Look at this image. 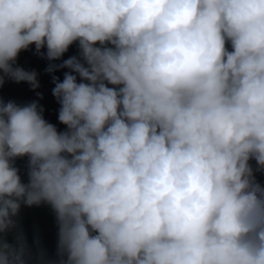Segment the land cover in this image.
<instances>
[{
    "label": "clouds",
    "instance_id": "obj_1",
    "mask_svg": "<svg viewBox=\"0 0 264 264\" xmlns=\"http://www.w3.org/2000/svg\"><path fill=\"white\" fill-rule=\"evenodd\" d=\"M31 46L64 130L0 98V264H264V0H0V87Z\"/></svg>",
    "mask_w": 264,
    "mask_h": 264
},
{
    "label": "trees",
    "instance_id": "obj_2",
    "mask_svg": "<svg viewBox=\"0 0 264 264\" xmlns=\"http://www.w3.org/2000/svg\"><path fill=\"white\" fill-rule=\"evenodd\" d=\"M77 54V46L74 44L70 47L68 53L62 59H67L71 55ZM20 67H23L25 70H35L38 73V79L40 82V88H38L35 92L30 90V86L26 83L16 84L11 81H7L6 83V98L8 100H14L17 103H28L36 99V92H39L43 95V99L39 101V103L44 107V117L50 123H53L57 126L59 130H64V126L60 125L57 120V113L59 105L56 103L55 99L52 97L51 92L54 85L51 83V77L45 74V68L47 67L48 61L44 59H37L36 57L25 59L22 56L20 60ZM66 70H62L60 72L55 73L60 79L63 78V72ZM253 167H255L254 161ZM256 179L262 185H264V173H257ZM54 219V214L47 206L40 207H32L26 208L25 213L22 217L25 231L27 234V239L29 244L32 243L34 232H38L39 236L43 231H45L48 226L51 224ZM44 247L47 249L50 256L54 257L55 249H53V245L51 241L43 242Z\"/></svg>",
    "mask_w": 264,
    "mask_h": 264
},
{
    "label": "rangeland",
    "instance_id": "obj_3",
    "mask_svg": "<svg viewBox=\"0 0 264 264\" xmlns=\"http://www.w3.org/2000/svg\"><path fill=\"white\" fill-rule=\"evenodd\" d=\"M43 51V50H42ZM22 56H24L25 59H30L36 57L39 59L38 56L34 55V46H31L28 51L21 52L19 54V57L17 59V65L19 66L21 63ZM41 59V58H40ZM60 61H56L55 63H59ZM7 83V82H6ZM6 83L0 87V98H2L5 102H7L6 98ZM26 157L23 159H18L16 161V164L18 167L21 168V175L22 179L25 180L26 182V176L24 175V166L26 164ZM42 243L45 241H51L53 245V249L56 250V240H57V228L55 224V218L52 220L51 224L48 226V228L42 232L41 237H40Z\"/></svg>",
    "mask_w": 264,
    "mask_h": 264
},
{
    "label": "crops",
    "instance_id": "obj_4",
    "mask_svg": "<svg viewBox=\"0 0 264 264\" xmlns=\"http://www.w3.org/2000/svg\"><path fill=\"white\" fill-rule=\"evenodd\" d=\"M25 210H26V208L25 207H22V209H21V218L23 217V215L25 213Z\"/></svg>",
    "mask_w": 264,
    "mask_h": 264
}]
</instances>
